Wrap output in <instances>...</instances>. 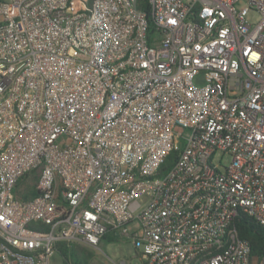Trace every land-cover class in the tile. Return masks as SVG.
<instances>
[{"label":"built area","instance_id":"1","mask_svg":"<svg viewBox=\"0 0 264 264\" xmlns=\"http://www.w3.org/2000/svg\"><path fill=\"white\" fill-rule=\"evenodd\" d=\"M240 215L264 228V0H0V264L106 235L264 264Z\"/></svg>","mask_w":264,"mask_h":264},{"label":"trees","instance_id":"2","mask_svg":"<svg viewBox=\"0 0 264 264\" xmlns=\"http://www.w3.org/2000/svg\"><path fill=\"white\" fill-rule=\"evenodd\" d=\"M166 166L165 164L162 169L164 170ZM234 224L240 238L248 242L252 255L256 257L262 256L264 254V228L245 215L238 216ZM103 239L116 241V238L110 235H106ZM55 251L61 255L63 263L87 264L90 259L89 252L85 247L64 240L56 243ZM142 264L146 263L142 261Z\"/></svg>","mask_w":264,"mask_h":264},{"label":"rangeland","instance_id":"3","mask_svg":"<svg viewBox=\"0 0 264 264\" xmlns=\"http://www.w3.org/2000/svg\"><path fill=\"white\" fill-rule=\"evenodd\" d=\"M245 2L241 1L235 5L236 9L241 10L245 7ZM260 15L256 12H249L247 20L256 23ZM199 84V81H196ZM88 250L90 259L87 264H142L136 250L128 240L116 239L107 241L102 239L97 247L85 246ZM50 264H69L63 263L61 255L54 251L50 256Z\"/></svg>","mask_w":264,"mask_h":264},{"label":"crops","instance_id":"4","mask_svg":"<svg viewBox=\"0 0 264 264\" xmlns=\"http://www.w3.org/2000/svg\"><path fill=\"white\" fill-rule=\"evenodd\" d=\"M124 240H126V239H124Z\"/></svg>","mask_w":264,"mask_h":264}]
</instances>
